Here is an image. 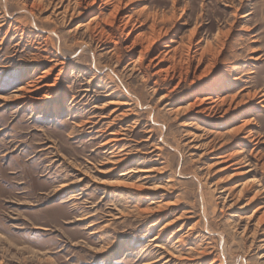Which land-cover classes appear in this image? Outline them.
<instances>
[{"label":"rangeland","instance_id":"rangeland-1","mask_svg":"<svg viewBox=\"0 0 264 264\" xmlns=\"http://www.w3.org/2000/svg\"><path fill=\"white\" fill-rule=\"evenodd\" d=\"M58 1L0 0V18L12 25L0 33V264H264V210L255 214L264 204V109L254 107L246 117L237 110L218 122L195 120L188 102L176 101L206 88L210 74L200 80L189 75L175 92L177 81L147 82L130 70L131 40L117 32L118 58L107 55L97 29L84 27L96 16L93 9L71 1L65 16H54ZM133 2L130 14L141 20L149 14L169 17L174 6L184 19L181 44L196 30L202 46L217 50V33L232 26L219 59L225 65L239 62L241 84L234 93L264 92V0ZM40 49L47 51L41 57L48 62L32 61ZM55 57L63 59L64 68L47 80L57 78V89L70 93L60 113L52 106L61 96L21 108L22 102L14 100L21 77L40 76ZM249 57L260 59L250 62ZM103 77L129 101L120 112L126 115L123 121L114 119L118 114L111 117L116 107L110 103L118 99L108 97L111 90L99 81ZM247 101L243 98V104ZM86 120L100 122L93 134H88L90 125H83ZM246 121H252L254 138L260 140L256 149L232 134ZM108 124L126 129L124 145L131 156L113 177L99 173L107 170L100 166L108 155L95 134ZM240 153L250 164L242 171H252L232 178L217 157ZM130 171L128 178L120 177ZM100 180L113 187L97 185ZM134 184L145 188L141 205L128 188ZM151 208L157 211L150 216L139 212ZM240 215H253V220L246 225ZM163 227L160 241L152 242ZM178 239L182 251L174 244Z\"/></svg>","mask_w":264,"mask_h":264},{"label":"bare ground","instance_id":"bare-ground-1","mask_svg":"<svg viewBox=\"0 0 264 264\" xmlns=\"http://www.w3.org/2000/svg\"><path fill=\"white\" fill-rule=\"evenodd\" d=\"M71 1L73 2V6L75 7L84 6L88 9H93V12L96 14V16L93 17L91 21L84 27L87 32L88 30L91 29L92 26H94L95 29H97L98 31L97 36H99V39H101L100 43L103 46H106L107 55H111L112 57H117L119 54L118 47H119L120 38L117 37L116 35L117 32L120 34V36L124 37V39L131 40V44L129 45V47H127V49L130 52L129 54L130 55L129 67H131L130 70L142 74L147 82L150 81L152 78H160V79L163 78V80L161 81L164 82L177 81V84H175L174 88L172 89V92H175L177 89L180 88L181 83L186 81L189 75L192 74L193 75L192 78H194L195 80H200L204 78L206 75L210 74L211 83L206 88H203V90L201 91L200 90L194 91L191 94L189 93L190 95H187L182 99L176 101L178 105L180 103L188 102L187 107L188 109L190 108L192 110L191 114L195 120L199 121L200 119L202 120L205 119V120H214L215 122H218L220 120L221 121L225 120L228 117V115L230 116L232 112L234 113V111L237 110H239V112L237 113L241 115L242 112H245L243 116L246 117L248 115H251V110L254 107L260 106L261 110L264 109L263 91L260 90L254 92L250 91L247 92L246 94H242L246 92L247 89H241L240 91L236 92V94L234 93L235 89L241 84V78L239 77L240 68L238 67L239 62H234L232 64L225 65L223 62L221 63V60L219 59L220 56H222L225 51L226 41L230 31L232 30V26L229 27V30H227V32H225L224 34L217 33L216 37L219 42V47L217 50H213L209 45L202 46L201 41H198V34L196 30H193L189 34L186 44L178 43L181 39L179 38V35L184 25L182 23L184 22V19L182 18L181 15L177 17L176 15L177 10L175 9L174 6H173L174 9L169 17L161 16L158 14H153V15L149 14L145 16L143 20H141L140 16H135L133 14H130L132 11L131 7L132 5H134L133 1L135 0H70L67 1V5H66L67 7L64 6L66 0H60L55 3L56 10L54 11V16H62V17L65 16L68 13V10L70 9L71 5L69 6V4ZM3 14L5 15V13ZM167 24H170L171 28H167ZM7 25L9 28L12 27V25L8 22L7 19L3 20L2 18H0V33L3 32L4 28ZM106 29L108 30L106 31ZM143 29H147L148 33L137 34L140 30L142 31ZM14 30L18 31V29H16L15 27ZM154 49L157 52V56L156 57L153 56L154 58L151 59L149 58V56L150 53L154 51ZM46 52H47L46 50L40 49L39 54L33 55L34 57L32 61L38 62L42 59L44 62H48V57H41V54ZM208 57L210 59H208ZM259 59L260 58L249 57L250 62L258 61ZM61 60L62 61H60L58 57L57 58L55 57V59L50 60L49 63H53L54 65L48 68V70L45 71L40 76H36L33 74V76L30 77V79H26L25 76L21 77V81H23L22 87L15 92L16 95L14 96L15 98L14 100H19L22 102L21 108H24L29 103L34 104L37 101H43V100L48 101L49 99L59 98L61 96L60 97L61 101L57 102L52 106V109L55 112V114L60 113L61 108L67 98V95H69L70 93L68 92V89H57L58 88L57 78L54 79L52 83H49L47 77L48 74L51 75L52 72L56 71L57 69H59L58 73H60V71L64 68L65 65L62 58ZM146 61L148 64L147 66L144 67L143 64ZM201 68L203 69L197 75L196 73ZM148 70L153 71L154 74H152V76H148L146 74V71ZM109 73H111L110 75H113L115 77L113 71L112 72L110 71ZM247 73L248 75L253 74L252 71H248ZM96 74H98V72H96ZM106 79L103 77L100 78L99 81L100 83L103 84L102 87H104L105 91L109 92L112 88L111 86H108L106 84ZM117 83L118 85H120V89L124 90L123 94L129 98L130 97L129 93L125 90L124 87H121V83L119 82L118 78H117ZM154 85L157 86V82ZM64 90H65V94H63L64 95L63 96L61 93L62 91L64 92ZM108 97L118 99L117 102L110 103V105L116 107L113 110L111 117L112 116L114 117L116 114H118L117 116L114 117V119H119L120 121L121 120L123 121L126 115L125 113H120V112L122 108L124 107L126 108L130 106L129 101L125 102L124 98L118 94V90L116 91L111 90ZM165 98L166 97H163L161 100H164ZM243 98L248 99V101L244 102V104H243ZM239 99L241 101H238ZM137 105L138 106L140 105L138 100H137ZM179 109L181 108H177L175 112H178ZM186 111L187 110H185V112ZM189 111L190 110H188V112ZM230 118L231 120L237 121L236 120L237 116L236 118L235 117L234 118L230 117ZM151 120H152L151 122L154 121L153 119ZM83 123H84L83 125H90V127L88 128L90 132L88 134H93L94 128L100 124V122L92 124L90 123L89 120H86ZM253 125L254 124L252 123V121H246L240 127L233 130L232 134L235 135L234 136L235 140L238 139L239 141H245V143L250 144L253 148L255 147L257 148L259 146L260 140L254 138V134L252 132ZM81 126L79 125L78 127ZM113 126H114L113 124H108L106 125V128L100 129L95 133L102 138L101 144L99 146L100 149L105 150L108 155L105 158L104 163L101 164L100 166V168L102 169L106 168L107 170L105 172L100 171L99 173L108 176L110 175L112 177L116 176L118 172H121L122 168H124L131 160V156H129L126 147L124 145L125 137H126L125 136L126 129L122 130L120 128V130H114ZM216 163L223 164L224 171L231 169L232 178L233 176L234 178L248 176L252 171L251 169L242 171V166L250 168V164H247V161H245V157L241 153L235 155L234 158H230L228 156H218ZM131 172L133 171H130L126 175H122L120 177L128 178L127 175L130 174ZM145 179L146 178H143L142 180ZM79 181H83V180L80 179ZM97 183H98L97 185H103L105 187L107 186L108 188L113 187L109 184H106L107 182L105 180H100V182ZM142 187L143 186L140 184L139 185L134 184L128 187L129 189L135 191V197L137 198L136 201L138 202L139 205L142 204L139 194L143 192V190L145 189L144 187H143L144 189H142ZM244 187L242 186V188ZM242 190L243 189L238 191L239 195H241ZM261 191L262 193H264L263 187L261 188ZM157 209H159L158 206ZM261 210H264V204L263 207H260L258 210L255 211V214H259ZM156 211L157 210H154V208H151V209L140 210L139 212L147 217L152 215ZM263 215L262 218H264ZM241 218L242 220H245L247 225L252 222L253 215L250 217L241 216ZM157 219L159 220L160 217ZM154 226L155 225H152L150 226V228H153ZM165 227L159 230V233L156 235L155 238L152 239V242L157 243L160 241L162 236L165 234L163 232ZM249 229L250 227L246 226L243 232L246 235L250 234ZM249 236L250 235H248L247 237ZM172 237L173 235L170 236L169 240H172ZM181 240L178 239L174 243L176 245H179L178 247L180 248L179 249L180 251H182ZM263 245H264V241H263Z\"/></svg>","mask_w":264,"mask_h":264}]
</instances>
